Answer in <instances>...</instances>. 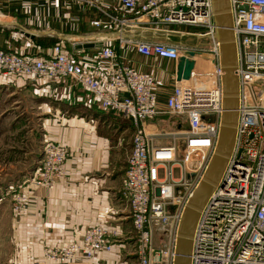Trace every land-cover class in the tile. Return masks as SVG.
<instances>
[{
    "label": "built area",
    "instance_id": "obj_1",
    "mask_svg": "<svg viewBox=\"0 0 264 264\" xmlns=\"http://www.w3.org/2000/svg\"><path fill=\"white\" fill-rule=\"evenodd\" d=\"M229 4L239 82L236 136L222 181L198 218L190 264H264V0ZM118 7L120 12L100 10L103 20L91 23L114 31L99 40L94 57L102 73L56 44L37 59L0 50V74L30 83L66 81L85 92L101 111L130 122L131 148L119 194L131 214L135 264H173L181 213L213 153L222 112L211 0H118ZM149 32L163 33L166 41L141 36ZM173 34L206 39L209 47L178 46L168 40ZM128 49L175 62L188 52H206L212 71L203 82L194 77L175 79L161 107L158 91L164 83L138 72L130 61H120L119 52ZM159 118L168 120V131L152 126ZM42 153L24 188L50 191L65 176L68 148L49 141ZM21 203L22 199L16 202L17 212ZM107 235L102 226H93L76 240L43 247L33 264L89 261L112 250L114 242Z\"/></svg>",
    "mask_w": 264,
    "mask_h": 264
},
{
    "label": "crops",
    "instance_id": "obj_2",
    "mask_svg": "<svg viewBox=\"0 0 264 264\" xmlns=\"http://www.w3.org/2000/svg\"><path fill=\"white\" fill-rule=\"evenodd\" d=\"M100 10L121 11L118 0H0V19L3 20L0 23V50L37 59L46 56L50 48L35 46L34 40L51 36L59 40L62 50L91 65L94 72L100 74L102 66L94 60L99 46L82 48L97 44L105 35L111 36L114 32L92 26L93 21L103 20ZM179 28L185 29H169L182 32ZM5 31H8L7 35L3 34ZM25 33L34 36L29 38ZM141 36L166 41L163 33L149 32ZM181 37L173 34L168 40L178 46L204 49L199 44L185 46L176 41ZM194 53L196 57H190L194 61L191 77L200 81L202 75L206 77L207 74L201 69L209 68L211 60L206 52ZM119 54L120 61H130L138 72L152 75L164 83L158 91L162 107L176 79L177 62L143 57L129 49ZM24 94L29 107L22 109L17 104ZM0 96L18 100H14L15 108L8 112L13 123L20 125L24 119L27 124L36 121L40 144L57 142L69 150L65 176L54 189L33 187L22 192L24 208L17 212L22 216L16 225L17 238L12 242L15 249L9 264H33L40 259L43 247L76 240L86 229L96 225L102 226L114 242L112 250L89 261L69 264H135L131 214L119 194L131 148L130 122L118 114L101 111L85 92L69 86L66 81L53 83L43 79L30 83L0 74ZM3 116L7 113L3 112ZM29 154L30 166L35 169L41 160V150L34 154L31 149Z\"/></svg>",
    "mask_w": 264,
    "mask_h": 264
},
{
    "label": "water",
    "instance_id": "obj_3",
    "mask_svg": "<svg viewBox=\"0 0 264 264\" xmlns=\"http://www.w3.org/2000/svg\"><path fill=\"white\" fill-rule=\"evenodd\" d=\"M215 39L218 43V62L222 72V112L219 131L213 153L196 188L183 207L176 232L175 257L173 264H190L192 241L198 218L214 190L220 185L223 173L232 158L236 136L239 82L235 74L237 51L232 31V16L229 0H211ZM33 38V34H24ZM100 43L88 44L82 48L98 47ZM194 52L182 56L176 67V81H187L191 77ZM172 210V208H170Z\"/></svg>",
    "mask_w": 264,
    "mask_h": 264
},
{
    "label": "rangeland",
    "instance_id": "obj_4",
    "mask_svg": "<svg viewBox=\"0 0 264 264\" xmlns=\"http://www.w3.org/2000/svg\"><path fill=\"white\" fill-rule=\"evenodd\" d=\"M0 20L3 21L2 19ZM179 30L186 33L194 32L192 28H179ZM3 34L7 35L8 31L3 32ZM176 41L181 42L185 46L192 44H199L204 48L209 46L206 39L198 40L191 36H183L177 38ZM58 42L59 40L57 38L51 36L47 38H36L34 40L35 46L40 48L51 47ZM195 57L196 55L191 58L193 59ZM201 64L204 63L202 62ZM201 70L202 73L206 72L209 74L212 71V67L211 65L209 68H205L204 66ZM202 78L200 82H203L205 79L204 74ZM21 98L23 99L17 104L18 107L22 109L29 107L25 99V94ZM14 100L0 96V264H9L13 258V249L15 248L12 247V242L17 234L16 225L19 223L18 218L22 216L20 214L18 215L17 210H15L16 202L18 203L22 199L23 203L21 204H24L25 198L22 193L25 189L23 187L24 182H26V179L35 170L30 166L31 155L29 152L33 149L35 154L36 151L40 152L41 150L42 157L44 146L38 140L37 132L39 127L37 126L38 124L35 125L36 121H33L32 124H27V120L24 119L20 125L13 123L12 116H9L8 112L10 109L15 108ZM3 112L7 113V116H3ZM167 124L168 120L165 121L164 118H159L152 122V126H157L158 129L164 131L170 129ZM23 208L24 206L19 209L20 212Z\"/></svg>",
    "mask_w": 264,
    "mask_h": 264
},
{
    "label": "trees",
    "instance_id": "obj_5",
    "mask_svg": "<svg viewBox=\"0 0 264 264\" xmlns=\"http://www.w3.org/2000/svg\"><path fill=\"white\" fill-rule=\"evenodd\" d=\"M189 29V28H188ZM56 44H58V43H56ZM56 44H54L53 46H55ZM53 46H51V47H47V48H52ZM45 48V47H44Z\"/></svg>",
    "mask_w": 264,
    "mask_h": 264
},
{
    "label": "bare ground",
    "instance_id": "obj_6",
    "mask_svg": "<svg viewBox=\"0 0 264 264\" xmlns=\"http://www.w3.org/2000/svg\"><path fill=\"white\" fill-rule=\"evenodd\" d=\"M5 19V18H4ZM0 23H2V21L0 20ZM188 81V80H187ZM263 96H264V91H263Z\"/></svg>",
    "mask_w": 264,
    "mask_h": 264
}]
</instances>
